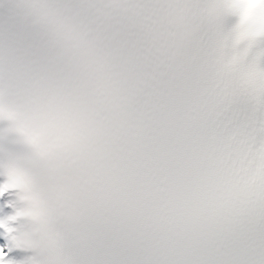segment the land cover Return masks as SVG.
Wrapping results in <instances>:
<instances>
[{
    "label": "snow or ice",
    "instance_id": "snow-or-ice-1",
    "mask_svg": "<svg viewBox=\"0 0 264 264\" xmlns=\"http://www.w3.org/2000/svg\"><path fill=\"white\" fill-rule=\"evenodd\" d=\"M257 32L247 0H0V264H264Z\"/></svg>",
    "mask_w": 264,
    "mask_h": 264
},
{
    "label": "clouds",
    "instance_id": "clouds-1",
    "mask_svg": "<svg viewBox=\"0 0 264 264\" xmlns=\"http://www.w3.org/2000/svg\"><path fill=\"white\" fill-rule=\"evenodd\" d=\"M247 3L249 5V18L253 20V24L257 27L259 32V29L261 27H264V20L258 18L255 12L252 11L253 9H256L258 7L259 0H247Z\"/></svg>",
    "mask_w": 264,
    "mask_h": 264
}]
</instances>
